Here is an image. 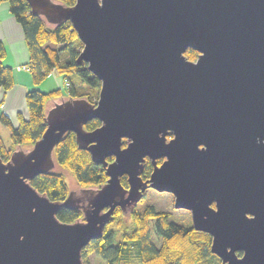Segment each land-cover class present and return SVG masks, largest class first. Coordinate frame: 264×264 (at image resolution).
I'll return each mask as SVG.
<instances>
[{"label": "water", "instance_id": "obj_1", "mask_svg": "<svg viewBox=\"0 0 264 264\" xmlns=\"http://www.w3.org/2000/svg\"><path fill=\"white\" fill-rule=\"evenodd\" d=\"M27 2L48 22H71L82 43L75 62L100 86L93 102L53 101L33 144L0 157V264H83L81 248L114 207L132 211L146 187L189 209L220 264H264V0ZM92 118L100 123L85 129ZM66 131L107 180L53 201L29 180L53 167ZM145 156L153 167L143 179ZM61 207L82 214L63 222Z\"/></svg>", "mask_w": 264, "mask_h": 264}, {"label": "trees", "instance_id": "obj_2", "mask_svg": "<svg viewBox=\"0 0 264 264\" xmlns=\"http://www.w3.org/2000/svg\"><path fill=\"white\" fill-rule=\"evenodd\" d=\"M6 1L9 11L19 21L24 32L29 53L27 64L30 65L33 81L40 82L53 70L67 81L68 86H65L66 91H62L61 87L50 90L37 87L28 89L25 92L28 114L24 116L18 112L16 125H12L5 114H0V120L10 129V145L6 146L0 139V157L3 160L12 149L22 145L30 147L41 135L47 105L49 107L53 101L63 97L76 96H85L93 102L100 86L99 79L87 69L86 63L75 62L82 43L70 21L54 24L41 14L32 13L27 0ZM55 1L69 5L75 0ZM4 53L5 47L0 40V87L7 89L12 84L13 75L11 67L1 63ZM195 53L192 48L185 52L189 58L195 57ZM99 123L98 118H92L83 126L85 129H94ZM53 149V167L29 180L34 188L45 193L49 199L63 200L73 189L66 172L71 174L78 187L97 188L107 180L105 168L92 161L88 150L78 148L72 131L64 132ZM112 158L108 156L106 159L109 161ZM143 166L141 177L146 178L152 166L148 159ZM120 182L127 186L124 175L120 176ZM113 211L111 220L103 227L101 237L92 238L81 248L83 264H90L87 257L91 252L98 258V262L92 264H200L201 260L216 256L209 250L211 239L206 232L194 229L191 224L186 226L169 219L167 210H157L147 204L143 211L135 207L127 213L118 207ZM56 213L63 222L73 221L82 214L80 210L64 207ZM152 235L159 238V243L153 241Z\"/></svg>", "mask_w": 264, "mask_h": 264}, {"label": "crops", "instance_id": "obj_3", "mask_svg": "<svg viewBox=\"0 0 264 264\" xmlns=\"http://www.w3.org/2000/svg\"><path fill=\"white\" fill-rule=\"evenodd\" d=\"M0 40L5 47V55L1 59V63L11 67L13 81L7 88L0 87V114L3 113L10 119L12 125L18 123L17 114L21 112L24 116L28 114V107H26L25 92L33 87L40 90H49L57 84V77H61L55 71H51L49 75L41 79L40 82L35 83L32 79L30 67L23 68V65H28L29 53L27 42H25L24 32L21 24L15 20L11 11H9L8 2H0ZM28 63V64H27ZM30 66V65H29ZM63 84L64 80L61 77ZM68 86L64 84V87ZM4 126V127H2ZM6 131V126L0 120V128ZM0 139L1 134H0Z\"/></svg>", "mask_w": 264, "mask_h": 264}, {"label": "rangeland", "instance_id": "obj_4", "mask_svg": "<svg viewBox=\"0 0 264 264\" xmlns=\"http://www.w3.org/2000/svg\"><path fill=\"white\" fill-rule=\"evenodd\" d=\"M57 83L60 84L62 91H66V88L64 87L63 81H62L61 77H59V76L57 77ZM56 86H57V84L55 86H53L52 88H56ZM47 108H48V105H47L46 109ZM2 127H4V126H2ZM2 127L0 128L1 138L4 142V144L6 146H9L10 145V140H9L10 129H7V127H5L6 128V131H5L2 129ZM27 147L29 148V146H26V145L20 146L21 149L22 148L26 149ZM66 175L69 176L67 178H69L68 181L70 182L71 188H73L72 190L78 191L79 187L75 183V180H73V178L70 177L71 174L66 172ZM147 204L152 205L153 208H155L157 210H163V211L167 210L169 212V219H172L174 221H178L181 224L186 225V226L188 224H191L190 211L187 208L186 209L185 208H178V207L174 208L173 207L172 194L168 191L162 192V191L156 190L155 188L146 187L143 197L136 203L135 208L139 211H143V208ZM151 238L153 239V241L155 243H157V242L159 243L158 237L152 235ZM87 258H88V261L90 264H92L94 262H98V258L96 255H94L93 252L88 254ZM200 264H219V260H218L217 256L211 255L210 257L201 260Z\"/></svg>", "mask_w": 264, "mask_h": 264}, {"label": "flooded vegetation", "instance_id": "obj_5", "mask_svg": "<svg viewBox=\"0 0 264 264\" xmlns=\"http://www.w3.org/2000/svg\"><path fill=\"white\" fill-rule=\"evenodd\" d=\"M191 48V47H190ZM188 49V48H187ZM186 49V50H187ZM193 49V48H192ZM186 50L184 51V54H185V52H186ZM195 50V49H194ZM195 57H188L190 60L191 59H195L197 56V51L195 50ZM185 56H186V54H185ZM187 57V56H186ZM172 136V134L171 133H168L167 135H166V137L167 138H169V137H171ZM124 142H125V139L123 138L122 139V144H124ZM242 145V143H241V140H240V135L238 134L237 135V139L235 140V138L234 139H232V141L230 142V143H228V145H227V148H228V150H229V148H231L233 151H230L232 154L234 153V152H236V151H234V150H237L240 146ZM201 146V145H200ZM232 156V155H231ZM146 159H148L149 160V162H150V159L148 158V156H145V158H144V161L146 160ZM163 160V158H157L156 159V162L159 164L161 161ZM144 161H143V164H144ZM150 164H151V162H150ZM143 166V165H142ZM152 166V165H151ZM153 167V166H152ZM143 168H144V166H143ZM143 170V169H142ZM152 170V169H151ZM151 172V171H150ZM141 174H142V172H141ZM141 174H140V177H141ZM150 174V173H149ZM122 175H124L125 176V178H126V175L125 174H121L120 176H122ZM148 177V176H147ZM146 177V178H147ZM120 178V177H119ZM143 179H146V178H144V177H142ZM127 185H128V180H127ZM126 187V186H125ZM143 193H145V190L143 191ZM144 195V194H143ZM143 195H142V197H143ZM141 197V198H142ZM140 198V199H141ZM209 205L210 206H212L213 208H216V206H215V201H211L210 203H209ZM115 207H118V206H115ZM114 207V208H115ZM135 207V206H134ZM119 208V207H118ZM179 208V207H178ZM120 209V208H119ZM189 210V209H188ZM246 215L247 216H250L249 215V213H246ZM191 223H192V221H191ZM208 234V233H207ZM209 235V234H208ZM210 236V235H209ZM238 252V254H241V252L240 251H237ZM218 258V257H217Z\"/></svg>", "mask_w": 264, "mask_h": 264}, {"label": "built area", "instance_id": "obj_6", "mask_svg": "<svg viewBox=\"0 0 264 264\" xmlns=\"http://www.w3.org/2000/svg\"><path fill=\"white\" fill-rule=\"evenodd\" d=\"M28 67H29V65H25V64L23 65V68H26V69H28ZM64 84L68 85V83H67V81H66V80L64 81Z\"/></svg>", "mask_w": 264, "mask_h": 264}]
</instances>
